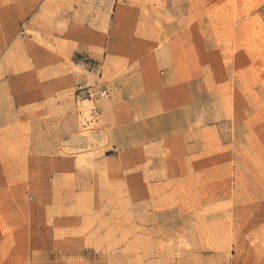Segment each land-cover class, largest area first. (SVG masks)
<instances>
[{"label": "rangeland", "instance_id": "obj_1", "mask_svg": "<svg viewBox=\"0 0 264 264\" xmlns=\"http://www.w3.org/2000/svg\"><path fill=\"white\" fill-rule=\"evenodd\" d=\"M0 264H264V0H0Z\"/></svg>", "mask_w": 264, "mask_h": 264}, {"label": "built area", "instance_id": "obj_2", "mask_svg": "<svg viewBox=\"0 0 264 264\" xmlns=\"http://www.w3.org/2000/svg\"><path fill=\"white\" fill-rule=\"evenodd\" d=\"M110 95V90L108 88H101L97 85L89 87H80L77 98L80 102L82 100H87L91 102V104H94L99 99L109 98ZM92 110L96 111L94 108Z\"/></svg>", "mask_w": 264, "mask_h": 264}]
</instances>
